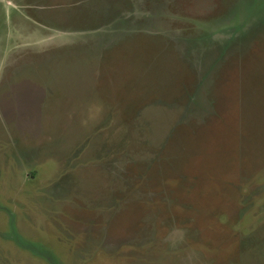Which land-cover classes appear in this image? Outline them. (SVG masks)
I'll list each match as a JSON object with an SVG mask.
<instances>
[{"label": "rangeland", "instance_id": "rangeland-1", "mask_svg": "<svg viewBox=\"0 0 264 264\" xmlns=\"http://www.w3.org/2000/svg\"><path fill=\"white\" fill-rule=\"evenodd\" d=\"M0 264H264V0H0Z\"/></svg>", "mask_w": 264, "mask_h": 264}]
</instances>
